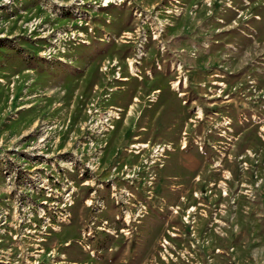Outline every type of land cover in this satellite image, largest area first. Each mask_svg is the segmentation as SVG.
Masks as SVG:
<instances>
[{"label":"rangeland","instance_id":"rangeland-1","mask_svg":"<svg viewBox=\"0 0 264 264\" xmlns=\"http://www.w3.org/2000/svg\"><path fill=\"white\" fill-rule=\"evenodd\" d=\"M0 264H264V0H0Z\"/></svg>","mask_w":264,"mask_h":264}]
</instances>
